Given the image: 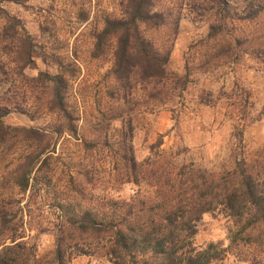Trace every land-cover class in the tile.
<instances>
[{
  "label": "trees",
  "instance_id": "16d2710c",
  "mask_svg": "<svg viewBox=\"0 0 264 264\" xmlns=\"http://www.w3.org/2000/svg\"><path fill=\"white\" fill-rule=\"evenodd\" d=\"M117 6L92 32L90 59L110 67L89 110L84 87L76 85V60L42 52L13 17L0 31V264H71L80 256L110 264H219L228 253L264 264V145L255 160L238 157L217 172L178 163L176 152L161 149L162 137L140 163L132 145L135 116L181 106L193 74L223 77L246 56L264 66V0H118ZM184 15L207 32L189 47L177 75L167 64ZM39 29L42 38L46 28ZM38 55L56 72L27 77ZM221 95L243 149L251 92L234 83ZM13 111L50 116L52 123L5 126L2 119ZM125 186L132 187L126 198ZM214 212L232 222L228 245L198 248L197 226ZM29 224L53 237L51 251L40 255L25 241Z\"/></svg>",
  "mask_w": 264,
  "mask_h": 264
},
{
  "label": "rangeland",
  "instance_id": "374dc122",
  "mask_svg": "<svg viewBox=\"0 0 264 264\" xmlns=\"http://www.w3.org/2000/svg\"><path fill=\"white\" fill-rule=\"evenodd\" d=\"M118 0H0V31L8 17L20 21L27 34L37 37V47L66 55L76 60L80 66V87L85 90V107L89 110L95 90L102 92L100 79L108 73L110 64L103 60L90 59L92 32L100 26L101 18L107 13L117 14ZM88 16L80 21L78 15ZM45 32L40 37V27ZM203 23L192 22L188 15L180 21L179 31L167 64V70L183 75L184 57L189 47L206 35ZM36 38V39H37ZM38 52V50H37ZM39 53V52H38ZM38 72H56L41 55L28 66L25 75L35 77ZM82 82H84L82 84ZM245 87L251 92V108L243 130V149L237 146L232 137L235 121L231 109L221 92H229L233 84ZM79 89V86H76ZM4 87L0 88V92ZM211 100L210 104L203 103ZM264 102V66L250 57H243L233 73L221 77L195 73L183 93L182 105L162 106L154 112L141 113L133 120L132 140L135 159L143 162L151 152L150 146L162 137L161 149L176 152L178 163L193 162L197 167L208 171H221L231 168L235 158L247 161L256 159L264 145V115L261 109ZM33 108L31 100L26 103ZM32 110V109H31ZM172 110L174 112H172ZM5 126L45 128L52 123L50 116L31 119L28 115L13 111L2 119ZM132 194V187L125 186L122 197ZM30 224L25 228V241L36 245L40 255L53 249V237L38 234ZM232 222L218 212L205 214L197 226L194 244L203 248L210 243L223 248L228 245V233ZM71 264H110L104 258L80 256ZM219 264H247L235 254L228 253Z\"/></svg>",
  "mask_w": 264,
  "mask_h": 264
}]
</instances>
